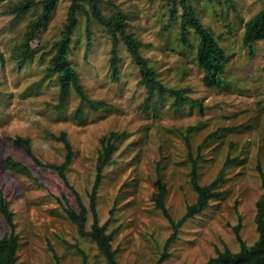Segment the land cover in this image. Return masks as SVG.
Segmentation results:
<instances>
[{
	"label": "rangeland",
	"instance_id": "374dc122",
	"mask_svg": "<svg viewBox=\"0 0 264 264\" xmlns=\"http://www.w3.org/2000/svg\"><path fill=\"white\" fill-rule=\"evenodd\" d=\"M44 1L0 0V198L11 214L8 221L0 209V241L17 237L16 264H109L69 217L83 208V230L96 220L118 264H205L226 250L239 252L241 241L253 245L264 184V41L250 51L242 39L263 0L192 3L225 52L221 87L205 86L199 37L190 34L192 48L181 44L180 20L170 19L165 0H77L68 61L89 102L70 88L60 108L59 80L48 69L73 0H57L46 29L29 41ZM124 34L164 86L200 107L176 106L172 94L152 89ZM28 42L31 56L22 61ZM62 133L72 149L65 179L46 166L65 162V144L55 138ZM17 137L30 140L41 164L14 145ZM103 138L114 149L92 207ZM6 159L29 175L4 168ZM193 163L197 183L215 184L214 195L175 228L197 200ZM159 183L166 189L163 208Z\"/></svg>",
	"mask_w": 264,
	"mask_h": 264
},
{
	"label": "trees",
	"instance_id": "16d2710c",
	"mask_svg": "<svg viewBox=\"0 0 264 264\" xmlns=\"http://www.w3.org/2000/svg\"><path fill=\"white\" fill-rule=\"evenodd\" d=\"M73 0V3L70 7L68 13L67 23L65 24L63 31L61 33V39L57 42L55 47V53L52 57L51 64L49 67V72L56 75L60 84V93H59V104L56 106L60 108L68 94L70 88H73L80 96L81 101H88L86 94L82 89L80 80L68 61V52L70 43L75 35L76 27V5ZM166 4L169 6V13L171 20H180L179 35L181 39V44L186 48H192V43L189 40L191 33L196 34L199 37V42L196 47L197 63L201 69L204 71V84L207 87H221L226 83L225 79V52L222 47L217 43V41L211 37L207 29L204 28L202 23L196 17L193 9L194 0H165ZM57 0H45L42 4L43 10L39 17L33 22L32 29L30 32L31 41L35 34L45 30L47 27L48 20L50 18L51 12L55 7ZM179 11L181 13L179 14ZM102 23L115 25V22L112 20H104L101 16L98 18ZM123 35V34H122ZM124 39L130 52L133 60L138 65L140 73L143 80L152 88L157 89L162 93H170L174 97L175 105L179 106L182 103H187L189 105L200 107L198 100L192 99L191 97L184 94V91L179 89H170L164 86L158 79L156 73L149 67L147 60L144 59L139 53L136 41L131 38L130 35L124 34ZM264 41V0L262 9L247 23L245 24V30L243 34L242 44L248 50L252 51V46L259 42ZM29 42L24 51L23 60L25 61L31 56ZM59 110V109H58ZM78 115L82 112L81 108L77 110ZM53 136V135H52ZM55 137V136H53ZM119 137L116 136L114 139L117 140ZM56 139L62 141L65 144L66 148V158L65 162L62 165L48 164L47 167L55 170L61 178L65 179L63 171L66 166V163L70 159L72 149L71 145L66 139L64 133L55 137ZM115 141V140H114ZM14 145L18 148L23 149L27 155H29L36 164H41L37 157L33 154L30 140L28 138L17 137L14 140ZM103 153L97 161V176L93 186L91 194V206L94 205L95 192L100 181V174L103 169L104 164L110 158L112 151L114 149V142L109 144V139H102ZM3 167L12 171H15L20 174L29 175V170L19 162L6 159L2 163ZM195 167L196 164L193 163V175H192V185L194 190L197 193V200L193 205H189L186 208L184 216L175 224V228L181 225L183 221L188 218L193 217L194 215L200 213L207 207L208 200L213 197L212 189L215 186L213 184L209 187H201L195 176ZM158 195L156 201L160 207L163 208V200L165 194V187L162 183L158 184ZM0 209L5 215V218L10 221L11 214L7 210L5 202L0 198ZM69 217L72 222L79 226V231L84 234L91 236L97 243L100 252L105 256L109 264H118L115 261L113 251H111L109 244V236L105 235L102 231V228L96 224L92 226L90 232H85L83 227L85 225L86 216L85 209L77 214L75 212H70ZM256 225L259 233L258 240L251 246L245 245L241 241V247L239 252L232 253L228 250L224 251L215 258H211L205 264H264V184H263V193L260 199L256 203ZM237 232V229H236ZM240 239V238H239ZM18 247L17 237L13 236L9 239H3L0 241V264H16V250ZM163 259L159 261L161 263Z\"/></svg>",
	"mask_w": 264,
	"mask_h": 264
}]
</instances>
